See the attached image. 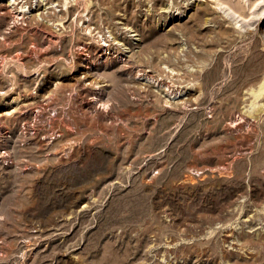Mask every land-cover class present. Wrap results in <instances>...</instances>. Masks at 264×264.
Returning a JSON list of instances; mask_svg holds the SVG:
<instances>
[{"label":"rangeland","instance_id":"obj_1","mask_svg":"<svg viewBox=\"0 0 264 264\" xmlns=\"http://www.w3.org/2000/svg\"><path fill=\"white\" fill-rule=\"evenodd\" d=\"M177 1L0 12V264H264V0Z\"/></svg>","mask_w":264,"mask_h":264},{"label":"bare ground","instance_id":"obj_2","mask_svg":"<svg viewBox=\"0 0 264 264\" xmlns=\"http://www.w3.org/2000/svg\"><path fill=\"white\" fill-rule=\"evenodd\" d=\"M56 1V0H55ZM55 1H54V3H55ZM63 1V0H62ZM65 2V1H64ZM70 2V1H69ZM20 2H18V0H7V3H1L0 2V12H3V10H5V11H7V12H12V11H14V14L16 15V17H15V15H14V18L15 19H13L12 20V22L10 23V26L9 27H11V26H13V25H15V23H16V21H18V18L17 17H20V19H23V16L22 15H20V12H23V14H25V13H27L28 15H27V17L26 18H33V19H35L36 18V21L37 20H39V21H41V22H45V21H48L47 20V17L50 15L49 13H51L52 12V6H55V7H57V6H59L60 5V9H58L59 10V12H58V14L57 15H60V16H57L58 18H56L55 20H57V21H61L60 23L62 24V22L64 21L63 20V18L61 17V15H63V11L64 10H62L63 8H61V5H64V4H62V2H61V0H57V2L55 3V5H52L53 3L52 2H50V1H48L47 0V2L45 1V3L42 5V7H44L43 9L41 8V5H40V2H38L37 1V4L34 6L32 3H31V1H30V3L28 2V1H25V2H23L20 6H19V8H20V10H18L17 9V7L16 6H18V4H19ZM67 3V2H66ZM174 3H175V5H179V1H177V0H174ZM207 5V3H198V4H194L193 5V11L192 12H196V11H199V10H201L202 8L205 10V8L207 7L206 6ZM31 7V8H30ZM74 7V6H73ZM179 7V6H178ZM180 7H181V4H180ZM67 8H69V7H67ZM66 8V9H67ZM183 8V7H182ZM45 9H46V11H45ZM71 9V8H70ZM185 9V8H184ZM40 10V11H39ZM68 10V9H67ZM72 10V9H71ZM70 10V11H71ZM69 11V12H70ZM25 12V13H24ZM90 12V11H89ZM4 13V12H3ZM54 13H55V11H53V15H54ZM71 14V13H70ZM52 15V16H53ZM11 16H13V15H11ZM92 16V15H91ZM54 17V16H53ZM56 17V16H55ZM60 17V18H59ZM25 18V17H24ZM50 18H52V17H50ZM66 18H67V16H66ZM80 18V17H79ZM28 19V20H29ZM92 19V18H91ZM27 20V19H26ZM63 20V21H62ZM38 21V22H39ZM72 21V20H71ZM87 24H86V27H88V26H90L91 24H89L90 22H92L93 20H91L90 21V18H88L87 19ZM90 21V22H89ZM69 22V21H68ZM72 22H74V19H73V21ZM83 22H86V21H83ZM64 23V22H63ZM122 23V22H121ZM71 24V23H70ZM73 24V23H72ZM123 25H126V24H124V23H122ZM175 24V23H174ZM115 27V26H114ZM113 29V28H112ZM125 30H127V26H125ZM134 30H131V32H133ZM130 36H136V34H131ZM114 38V37H113ZM123 39V38H122ZM136 40H138V41H140V38H136ZM137 43V42H136ZM137 52L138 51H135V50H133L132 49V47L130 46L129 48H128V50H125V53L123 52V53H120V56L117 58L118 60L117 61H119L120 63H122V64H124V63H126V62H128L130 59H132L135 55H137ZM171 59V58H170ZM169 60V59H168ZM171 61V60H170ZM166 62V61H165ZM168 62V61H167ZM172 64L171 63H169V66H171ZM169 66H166V68L167 69H165L164 67H162V68H160V71L161 72H166L167 73V75H168V73L170 74H174L173 73V68H171V67H169ZM134 69V70H133ZM141 69H139L138 67H136V68H132V72L134 73H137V72H139ZM148 72H151V71H145V72H143L142 74L144 75H150ZM88 74V73H87ZM149 79H151V78H149ZM161 80V79H160ZM155 81V80H154ZM263 82V81H262ZM159 83V85L162 87H164L165 86V84L163 83V82H158Z\"/></svg>","mask_w":264,"mask_h":264}]
</instances>
